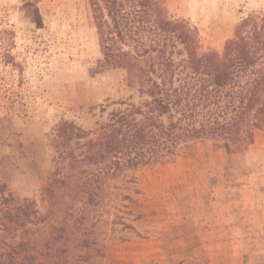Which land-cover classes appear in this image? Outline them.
I'll return each mask as SVG.
<instances>
[{
  "label": "rangeland",
  "instance_id": "374dc122",
  "mask_svg": "<svg viewBox=\"0 0 264 264\" xmlns=\"http://www.w3.org/2000/svg\"><path fill=\"white\" fill-rule=\"evenodd\" d=\"M92 1L0 0V207L29 201L39 219L49 217L34 228L42 235L65 227L68 253L57 264H264V123L240 152L197 140L153 167L103 181L69 223L71 186L53 210L46 190L57 167L67 170L56 161L57 127H80L88 134L81 146L99 139L112 113L145 110L149 99L131 70L102 65ZM162 2L192 30L200 55H223L243 21L264 19V0ZM27 3L39 10L41 27Z\"/></svg>",
  "mask_w": 264,
  "mask_h": 264
},
{
  "label": "trees",
  "instance_id": "16d2710c",
  "mask_svg": "<svg viewBox=\"0 0 264 264\" xmlns=\"http://www.w3.org/2000/svg\"><path fill=\"white\" fill-rule=\"evenodd\" d=\"M25 7L31 8L29 16L41 27L39 10L30 3ZM92 9L102 65L131 70L148 86L141 93L149 99L145 110L112 113L99 139L81 146L88 134L80 127L66 121L57 127L52 139L56 161L67 164V170L57 167L46 191L54 210L58 193L73 189L67 190L71 203L66 204L63 224L71 222L78 203L85 198L95 201L103 181L153 167L197 140L240 152L253 144L255 129L264 123V19L243 21L223 55H200L192 30L184 22L173 21L162 0H94ZM166 115L165 125L160 120ZM77 148L86 151L75 155ZM4 203L0 264H50L39 257L57 264L68 253L63 248L68 241L65 227L54 226L51 235H42L34 228L49 217L39 219L29 201L15 207L8 200ZM83 245L89 248V239Z\"/></svg>",
  "mask_w": 264,
  "mask_h": 264
}]
</instances>
